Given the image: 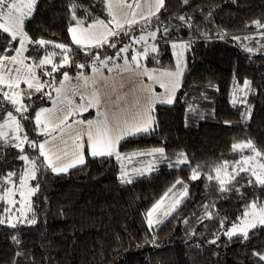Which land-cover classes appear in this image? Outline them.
<instances>
[{
  "label": "trees",
  "instance_id": "1",
  "mask_svg": "<svg viewBox=\"0 0 264 264\" xmlns=\"http://www.w3.org/2000/svg\"><path fill=\"white\" fill-rule=\"evenodd\" d=\"M72 3L79 5L75 16L84 21L83 27L96 19H111L101 0H39L35 13L25 23L31 41L46 42L43 46L28 43L26 56L31 57V63L51 55L59 64L69 56V66L56 71L58 82L63 79L62 73L82 70L78 65L90 71L95 60L90 53H98L104 60L115 57L117 48L129 43L123 35L117 48L108 46L114 37L102 47L73 43L69 32L70 27H76ZM182 15L184 21L178 19ZM148 17L147 30L157 31V52H149L146 64L167 67L174 60L172 42L185 41L189 45V68L176 102L154 107L157 131L125 138L119 151L128 157L163 146L170 154L185 153L189 163L179 170H161L122 183L115 156L94 158L87 149L84 165L57 173L42 163L44 158L28 143L21 153L0 138V219L8 208L6 191L20 183V175L25 172V161L19 156L36 159L39 166L33 180L37 190L30 214L36 223L16 227L0 224V264H264L253 255L264 254V227L250 230L247 240L237 236L230 240L224 235L238 221L247 202L255 198L264 201V189L241 181L240 176L246 173L236 177L244 184L243 198L234 189L220 192L215 179H190L194 170L215 177L214 168L224 161L229 162L227 172H232L235 161L254 155L248 148L233 151L234 144L250 140L264 152V53L250 55L234 44V37L242 42L257 31L253 21L264 24V0H189L188 4L164 0L159 12ZM142 25L143 20L134 24L130 35H141ZM10 40L0 30V54L7 57L16 55L12 49L19 47L18 40ZM57 43L70 51L55 48ZM51 67L35 69L45 87L40 92L25 91L32 93L24 94L26 112H14L8 101L0 109V124L7 119L5 110L13 111L19 115L24 135L37 144L48 137L40 131L36 115L52 105L49 77L42 75ZM245 81L250 82L245 99L253 109L250 125L242 124L243 107H236L232 101L236 88ZM0 89L9 90L1 84ZM83 118L92 120L86 114ZM8 173H15L10 181L6 179ZM178 180L181 183H176ZM173 188L187 189L188 198L159 228H149L147 213ZM217 236L215 244L209 243Z\"/></svg>",
  "mask_w": 264,
  "mask_h": 264
},
{
  "label": "snow or ice",
  "instance_id": "2",
  "mask_svg": "<svg viewBox=\"0 0 264 264\" xmlns=\"http://www.w3.org/2000/svg\"><path fill=\"white\" fill-rule=\"evenodd\" d=\"M184 4H188L189 0H182ZM36 0H0V30L3 33H7L11 40L9 43L17 41L19 42V48L12 49L15 51L16 55L12 57H7L0 54V70L8 68V73L13 71L16 73L15 79L11 80L8 84L10 91H3L0 89V109L4 108V101L10 102L14 108V112L23 113L27 111V106H25L21 101V93L15 91L14 89L19 88L20 81H23L27 84L28 89H35V91L40 92L44 88V84L41 83L40 77L37 76L35 68L41 67L46 64H52V67L49 71L43 72L42 75H52L53 72L57 71L59 67H62V64H53L51 59L48 56L40 59L38 63L34 62V65L25 63V59H31V57H23L22 53L26 51L25 42L27 43H36L41 46L45 45L43 39L38 41H31L27 33L23 31L24 21L28 18L33 11ZM101 3L106 4L108 15L111 16V19L108 21L102 19H96L88 27H83L84 21L75 16V9L79 5L72 3L70 9L73 11V19L76 21V27H70L69 32L72 34L73 43L78 46L92 45L95 47H102L104 43H108V37H114L115 39L108 43V46L111 48H117V44L121 43L120 37L123 35L129 40L128 44L117 48L115 57H107L101 61L103 65L107 68L110 61L114 59H123L124 66L122 71L128 72L131 74L134 79L130 80V87L127 91H121L124 88V84L121 82L119 84L113 83L111 85L112 92L106 98H102L98 95V91H94L92 98L88 100L87 105H81L79 111H87L89 107L97 108L96 120H87V121H74L73 124H66L69 115H72L76 112V109L71 108V101L62 100L61 103L63 107L48 110L41 109L40 113L36 115V123H41V114L47 113L46 120L48 123H51L54 127L52 131H55L56 128L60 129L61 136L67 132L68 139L72 140L73 151L70 160H66L65 157L68 156L67 147L63 151H58L54 146H49L50 141L45 140L43 143L37 144L35 141H29L28 137L17 136L15 139L18 141L15 144H12V147H16L23 153V145L28 143L33 149L38 151V155L43 157V162L46 164L47 168H50L53 172L67 171L70 167H75L78 164L82 165L85 162L84 153H83V143L81 142L83 138L87 137V145L89 150V155L92 157H112L115 156L117 161L122 159L121 154L117 151V145L119 142L128 136H135L140 133H147L150 130L151 123L153 122V117L151 113L154 111V105L156 103H168L171 104L174 100L175 91L180 86V77L182 75V66H181V57L183 52L180 51L177 53V64L175 71H162L157 72L156 70H149L147 67L143 66L139 62V57H148L149 50L152 53L157 52V46L155 44L149 45V37L155 41L157 39V31H148L147 25L150 23L148 16L141 15L137 19L136 9L140 7V4L137 0H101ZM164 6V0H155V12L150 15H155L156 12H159L160 8ZM119 8L125 17L123 20L117 19L116 14L114 13V8ZM87 13V9H85ZM179 20L184 21L185 16H179ZM144 21V25L141 27V35L135 36L130 35L132 32V26L134 24ZM257 28H264V24L260 21H253ZM115 26L116 30H113L111 27ZM104 29L103 33L98 32V29ZM168 29H164V33H167ZM146 33V34H143ZM264 35V33H262ZM163 38V37H161ZM234 39H239L234 37ZM137 43H143L142 51H137L134 48V45ZM55 48L62 49L65 53L70 51L67 46L63 44H55ZM172 47L177 48L176 44H173ZM180 49H183L185 45L181 44ZM135 52L134 55L129 59L127 56H121V53H128L130 51ZM8 49H5L7 51ZM247 51H252L251 48H248ZM85 52L87 53V47H85ZM94 59L100 60L98 53H90ZM155 59V57H153ZM7 61V64L4 63ZM64 62H67V56H64ZM19 64L20 67L15 69L9 67V65ZM77 67L84 68L85 65L81 64ZM109 71L111 69L109 68ZM63 81L61 82V87L57 89L58 98L65 92L64 81H68V74L62 73ZM143 77H147L149 80H153L154 83H159L160 87L165 89V95L156 94L150 85L144 83ZM160 77L169 78L167 82ZM84 79L85 85L89 83L90 78L80 77ZM4 82V74L0 73V83ZM35 82V83H33ZM92 85L99 83L97 80H91ZM248 81L244 82L245 87L249 86ZM108 79L103 78V83L101 87H107ZM11 93V94H10ZM25 95L31 96V92L24 93ZM133 97L132 100H127L126 97ZM115 96V99H113ZM84 99V97H81ZM124 101L123 106H121V101ZM244 103L245 101H241ZM102 103V110H101ZM235 104V100H233ZM6 111V117L4 124H0V129L7 127L8 122H12L16 129L19 130L20 124L17 121L16 116L13 114V111ZM62 113V115L58 114ZM247 115V113H245ZM25 118L26 117H23ZM2 119V118H0ZM64 125V127H61ZM74 125H79L75 127ZM45 129H47V124H45ZM51 135V133H49ZM7 136L6 132L0 131V138ZM57 136H51V140H57ZM67 139L64 140L65 146H67ZM248 148L251 150L254 155L244 156L239 161H235L233 165V171L231 173L227 172L229 167V162L224 161L222 164L217 165L214 168L216 176H208V180L215 179L220 187V192L232 191L240 195L242 198L244 193L241 192V188L244 187V184L240 181H236V177L240 176V173H246L245 176H240V180L244 181L248 186L259 187L264 189V159L257 160V158H264V152L258 150L252 143L248 141L247 143L234 144L232 146L233 151L238 149ZM163 148H155L146 153L147 155H152L154 153H160L163 155ZM141 155L145 153H139ZM181 159L178 160L179 163H185L186 157L181 153ZM19 159L25 161L28 164V168L25 169V172L20 175V187L21 189L26 187V176H30L32 179L36 178V173L39 170L36 159H30L26 154H21ZM222 174L227 176L228 179L225 180L222 178ZM15 175V173H8L6 179L10 181V178ZM198 178L196 171H193V175L190 179L195 180ZM236 181V183H232ZM122 183H131V180L121 179ZM176 183H181L177 181ZM231 185V187H229ZM38 187V186H37ZM175 187V185H173ZM36 188H32L29 194H34ZM171 191V189H169ZM8 195L11 196V190H8ZM167 196V193L165 194ZM21 203L24 200V192H20ZM163 199V198H162ZM11 202V201H10ZM178 202V201H177ZM159 207V202L147 213V223L149 228L153 225L152 213ZM207 207V206H205ZM168 213L166 212L165 215ZM209 216L211 214L209 213ZM239 223L233 222L230 228L226 229L224 235L227 236L230 240L237 236L242 237L243 240L249 238V231L257 227H264V201H261L259 198H255L247 202L244 206V211L240 217H237ZM32 224H35V218L29 221ZM5 219H0V224H5ZM223 220L221 221V227H223ZM10 227H16V224L10 223ZM255 233H253L254 235ZM15 239V238H14ZM219 239V236L216 239L209 241V243L215 244L216 240ZM254 256H258L259 261H264V254L253 253Z\"/></svg>",
  "mask_w": 264,
  "mask_h": 264
},
{
  "label": "rangeland",
  "instance_id": "3",
  "mask_svg": "<svg viewBox=\"0 0 264 264\" xmlns=\"http://www.w3.org/2000/svg\"><path fill=\"white\" fill-rule=\"evenodd\" d=\"M137 2L140 4V7L136 9L137 19H139V17L141 15L149 16L151 13L155 12V0H137ZM38 3H39V0H36L33 11L31 12L30 16L28 18H26L24 21L23 31L25 33H27L25 30V23L35 13V10H36ZM114 13L117 16V19H119V20L125 19L121 10L118 7L114 8ZM262 33H264V28H257V31H255L251 37L247 38L246 40H244L242 42H240L239 39H235L234 44L239 46L244 52H246L247 54H250V55L251 54H257V53H264V35H262ZM148 44L152 45L155 43H154V41H152L149 38ZM173 44L177 45V48H175V49L172 47L174 60H173V62L168 63V66L165 68H156V67L148 66L145 62V57H143V56L139 57V62L143 66L147 67L149 70H156L157 72L175 71L176 70V64H177V53L180 51L183 52V55L181 57L182 75L180 77V86H179V88L176 89L175 95H174V100L171 104H174L176 102L178 94L180 93V91L182 89V83H183L184 76H185V74L189 68V62L187 59V55H188V51H189V49H188L189 45L185 41H175V42H172V45ZM181 44L185 45V47L183 49H180V47H179ZM27 46H28V43L25 42L26 50H27ZM137 46H138V48H135V49L137 51H142L143 43H137L135 47H137ZM248 48H251L252 51H247ZM149 52H151V51L149 50ZM134 54H135L134 51L133 52L129 51L128 53H123L122 57L127 56L130 59L131 56ZM22 55H23V57L27 58L26 51H24L22 53ZM66 56H67V62H64V59H63L61 61V63H59V64L63 65L62 67L69 66V64H70V58L68 55H66ZM48 57H49V59H51L53 64H57L55 62V58L53 56L49 55ZM101 61L102 60H96L95 59L91 65L92 68L90 71H84L85 69L82 68V70H79V71L74 72L72 74H68L69 80L64 81L65 92L59 98L57 95V89L61 87V82L63 81V79L60 82H58L57 81L58 76L56 74V71L53 72L52 75L48 76L49 77L48 82H50L51 87H49V83H47V87H49L48 93L51 95L52 105H50L48 107H43L41 109L52 110V109L60 108V107L64 106L61 103L62 100H64V101L70 100L71 101V108L76 109L77 111L74 112L72 115L68 116L66 124L68 123V121H84L85 119L83 118V116L85 114L88 116L89 119H92V120L98 119L97 108L89 107L87 109V111H79L80 106L81 105H85V106L87 105L88 100L92 98V94L94 91H98V95L102 98V101H103V98H106L108 95L111 94V92H112L111 85L114 82L117 84L122 82L124 84V88L121 89V91L122 92L127 91L128 88L131 86L130 80L134 79V77H132L130 73L122 71L123 66H124L123 59L110 61L107 68L103 65V63H101ZM4 63L7 64V61H4ZM25 63L34 66V64L31 63L29 61V59H25ZM43 66H46V67L52 66V64H46ZM9 67L15 69L17 67H20V65L19 64H13V65H9ZM109 68L111 69V71H109ZM5 72H8L7 67L0 70V73L4 74V82L3 83L9 84V82L11 80L15 79L16 73L14 72L13 76H10V75L6 76ZM106 72H110V73L107 74ZM37 76L40 77L38 73H37ZM80 77L90 78L89 83L87 85H85L84 79H81ZM105 77L108 79V85L109 86L101 87V84L103 83V78H105ZM160 78L165 80L166 82L169 79L167 77H160ZM92 79L97 80L99 83H97L96 85H92V83H91ZM143 80H144L145 84L150 85L152 87L153 91L156 94H158V95H165L166 94L165 89L161 88L159 83H154L153 80H149L147 77H143ZM40 81H41V77H40ZM33 83H35V82H33ZM14 90L19 91L21 93L20 101L26 106V104L24 102V93H25V91L29 90L27 87V84L24 83L23 81H20L19 88L14 89ZM7 91H10V90H7ZM249 92H250V83H249V86L247 88L243 84V85H241V87L238 86L236 88V90L234 92V96L232 98V101L235 100V106L236 107H238V108L243 107V121H242L243 125H250L251 119H252L253 109H252V107L247 106V103L245 100L247 95L249 94ZM81 97H84V99H81ZM113 99H115V96H113ZM126 99L132 100L133 97L130 94L129 96L126 97ZM241 101H245V102L242 103ZM123 104H124V101L122 100L121 106H123ZM158 104H161V103H156L154 105V107ZM164 104H168V103H164ZM190 108H191V110L195 109L194 106H191ZM41 109L39 110L38 113L41 112ZM101 110H102V103H101ZM245 113H247V115H245ZM58 114L62 115V113H58ZM14 115L16 116L17 121L20 124L19 130H17L15 125L10 121L8 122L7 127L0 129V131L7 133V136L3 137V139H6L9 143H12V144H15L18 142L15 139L17 136H19L21 138L25 136L24 132H23V128H22L21 123H20L19 115H17V114H14ZM151 115L153 117V122L151 123L149 132L157 131V129H158V127L155 123V120H154L153 112L151 113ZM46 116H47V113L41 114V117H40L41 123L39 124L40 125V131L48 134V137L46 139L50 141L49 146H54L58 151H63L65 149V147H67L68 156L65 157V159L70 160L71 155H72V151H73L72 140L68 139L67 132L63 136H61L59 128H56L55 131H52L54 126L51 123H48V121L46 120ZM45 124H47V129H45ZM61 127H64V125H61ZM75 127H79V125H74V128ZM49 133H51V135H49ZM53 135L57 136L58 139L55 141H52L51 136H53ZM125 138H127V137H125ZM65 139H67V141H68L67 146H65V144H64ZM124 139H122L119 142V144L117 145V151L119 153H120L119 145ZM81 142L83 143V153H84V159L86 162V148L88 146L87 145V137L85 136ZM26 144L27 143H25L23 145V148L26 146ZM157 148H163L164 149L163 155H161L160 153H154L152 155H147L146 152H140L139 151L140 153H145V154L141 155V154L136 152V153L132 154V156L125 157L120 153L122 156V159L120 161H117V165H116V171H117L118 178L120 179V181L122 178H124V179L131 180V182H134L135 180L141 178L142 176L150 175L152 173H155V172H158L161 170H179L189 163V159L185 153H183V154H184V157H186V162L185 163H179L178 160L182 158V157H180L181 153L170 154V153L166 152V150L163 146H159ZM85 162H84V164H85ZM84 164H82V165H84ZM82 165L78 164L75 167H70L67 169V171L74 169V168H77V167H80ZM28 167H29L28 164H26V162H25V169H27ZM67 171H60V172H67ZM229 173H231V171ZM207 179H208V176L203 175V174H198V178L195 179L194 181L207 180ZM223 179L227 180V178H223ZM33 180L34 179H32L30 176H26L27 183H26V187L23 189H21L20 183L13 185L9 189L12 192L11 196H9L8 191H6V193L4 195V199H5L6 203L8 204V208L4 213V219L6 220V223L8 225H9V222L16 224V226L19 224H32L29 221L31 220L30 214L32 212V199H33V196L36 193V191L34 192V194H29V192L32 188L35 187L33 185ZM21 191L24 192V200L22 203L20 202L21 201V196H20ZM188 195H189V192L187 189L186 190L185 189L184 190H178L176 188H173L171 191H169L167 193V196L164 195L162 197L163 199H161L159 201V207H157L156 210L152 213V220H153L152 228H159L165 221H167L178 210V208L185 202V200L188 198ZM152 209H153V207L150 210H152ZM166 212L168 213L167 215H165ZM236 223H239V221H237ZM230 227L231 226H229L228 228H230Z\"/></svg>",
  "mask_w": 264,
  "mask_h": 264
},
{
  "label": "crops",
  "instance_id": "4",
  "mask_svg": "<svg viewBox=\"0 0 264 264\" xmlns=\"http://www.w3.org/2000/svg\"><path fill=\"white\" fill-rule=\"evenodd\" d=\"M111 27L113 28V30H116L114 25H112ZM85 28H86V27H85ZM97 31L100 32V33H103L105 30L102 29V28H100V29H98ZM110 38H111V36L108 37V40H109ZM81 46H92V45H84V44H82ZM13 73H14V71H13L12 73H10V74H9L8 72H5L6 76H8V75L13 76ZM0 84H1V85H5V86H8V83H6V84H5V83H0ZM84 121H87V119H85ZM73 122H74V121H71V122H69V123H67V124H73ZM87 149H88V146H87V148H86V151H87Z\"/></svg>",
  "mask_w": 264,
  "mask_h": 264
}]
</instances>
